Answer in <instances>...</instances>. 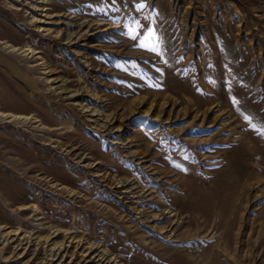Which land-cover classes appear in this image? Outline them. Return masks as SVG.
<instances>
[{"label": "rangeland", "instance_id": "1", "mask_svg": "<svg viewBox=\"0 0 264 264\" xmlns=\"http://www.w3.org/2000/svg\"><path fill=\"white\" fill-rule=\"evenodd\" d=\"M0 264H264V0H0Z\"/></svg>", "mask_w": 264, "mask_h": 264}, {"label": "bare ground", "instance_id": "2", "mask_svg": "<svg viewBox=\"0 0 264 264\" xmlns=\"http://www.w3.org/2000/svg\"><path fill=\"white\" fill-rule=\"evenodd\" d=\"M36 208V207H35ZM38 209V208H37ZM94 248V246L93 247H91V249H93ZM88 249V248H87ZM99 255V254H98ZM101 261V260H100Z\"/></svg>", "mask_w": 264, "mask_h": 264}]
</instances>
